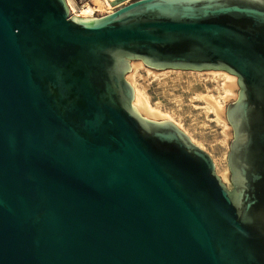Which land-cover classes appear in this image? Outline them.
Instances as JSON below:
<instances>
[{
	"label": "water",
	"instance_id": "1",
	"mask_svg": "<svg viewBox=\"0 0 264 264\" xmlns=\"http://www.w3.org/2000/svg\"><path fill=\"white\" fill-rule=\"evenodd\" d=\"M0 0V264H264V0ZM132 62L237 78L229 189Z\"/></svg>",
	"mask_w": 264,
	"mask_h": 264
},
{
	"label": "rangeland",
	"instance_id": "2",
	"mask_svg": "<svg viewBox=\"0 0 264 264\" xmlns=\"http://www.w3.org/2000/svg\"><path fill=\"white\" fill-rule=\"evenodd\" d=\"M73 2L77 8L86 4L94 7L92 0H73ZM113 10L112 7L109 11H97L95 17L103 16ZM207 72L202 71L199 75L189 71L177 73L173 70H153L141 66L136 69L135 73H129L131 76L129 74L127 76L133 79L138 87L143 88L152 106L171 112L174 119L179 121L181 126L183 125V129L187 130L203 146V151L211 159L215 158L221 163L224 160L223 162L228 168L227 154L233 136L232 129L225 118V108L237 97L238 86L235 88V97L223 103V113L218 120L212 110L209 111L206 102H203L205 99L202 98L209 96L220 98L216 84ZM129 77L127 78L129 79ZM225 124L227 127L223 126ZM229 177L228 170L226 186L231 189Z\"/></svg>",
	"mask_w": 264,
	"mask_h": 264
},
{
	"label": "bare ground",
	"instance_id": "3",
	"mask_svg": "<svg viewBox=\"0 0 264 264\" xmlns=\"http://www.w3.org/2000/svg\"><path fill=\"white\" fill-rule=\"evenodd\" d=\"M66 4L70 10V13L79 18H96L95 12L97 11H109V9H112L113 6H111L110 2L114 0H92L94 7H91L90 5L86 4L81 8H77L73 0H65ZM143 66L142 63L136 62L131 63V70L129 73L133 74L135 73L136 69ZM174 72H181L179 70H173ZM184 72V71H182ZM190 73L194 74H201L200 72L195 71H189ZM149 73V72H148ZM209 75L211 76V80L215 82L217 93L219 94L220 98H214L212 96L209 97H202L205 99L203 101L207 106L209 107V111L212 110L214 116L220 120V116L223 113V103L227 100L235 97V88L238 86L237 84V78L233 75L228 74L227 72L223 71H208ZM154 74V73H153ZM130 75V74H129ZM208 75V76H209ZM131 76V75H130ZM129 77V76H127ZM154 77V76H153ZM178 78V77H177ZM180 78V77H179ZM206 78V77H205ZM128 79V78H127ZM129 83L133 87L134 90V98H133V106L136 108V110L143 115L146 118L149 119H159V120H169L173 124H175L183 133H185L190 141L198 146L201 150H203V146L194 138L187 130L183 129V125L179 123V121L175 120L171 112H167L166 110H163L157 106H152L149 102V98L147 97L146 93L144 92L143 88L138 87V85L135 84V81L133 79H128ZM140 85V84H139ZM201 98V97H200ZM202 99V100H203ZM204 104V105H205ZM206 107V106H205ZM224 127H227V125H223ZM224 158V157H223ZM222 158V159H223ZM213 164L215 166V173L216 175L221 179V181L225 184H228V168L225 165V163L222 161V163L215 158H212Z\"/></svg>",
	"mask_w": 264,
	"mask_h": 264
}]
</instances>
